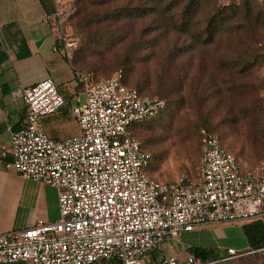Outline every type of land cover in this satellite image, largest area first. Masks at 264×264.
Listing matches in <instances>:
<instances>
[{
  "label": "built area",
  "instance_id": "obj_1",
  "mask_svg": "<svg viewBox=\"0 0 264 264\" xmlns=\"http://www.w3.org/2000/svg\"><path fill=\"white\" fill-rule=\"evenodd\" d=\"M53 3L46 22L56 36L54 50L73 62L81 44L66 31L73 0ZM76 79L86 100L76 97L72 109L80 134L55 139L46 131L43 121L67 106L49 79L22 90L25 125L0 138V168L56 188L60 205L56 222L1 234L0 264H146L149 254L199 227L264 220V168L245 170L216 134L202 130L198 179L158 181L134 127L157 118L166 101L126 86L122 70L102 80L76 70ZM228 252L232 259L246 255ZM220 262L191 253L186 263L164 258V264Z\"/></svg>",
  "mask_w": 264,
  "mask_h": 264
},
{
  "label": "rangeland",
  "instance_id": "obj_2",
  "mask_svg": "<svg viewBox=\"0 0 264 264\" xmlns=\"http://www.w3.org/2000/svg\"><path fill=\"white\" fill-rule=\"evenodd\" d=\"M147 1L145 7L150 6ZM189 1L166 0V4L173 3L176 7L163 24L158 15H139L140 0H116L117 8L132 4V9L125 11L133 13L120 21H104L92 28L100 31L96 35L98 44L94 45L98 52L93 56L82 52L89 40L77 27L79 19L74 18L66 27L69 35L81 39L73 61L78 70L102 80L122 69L126 86L166 101L165 110L157 118L134 127L137 139L152 155L150 175L161 182H174L185 175L193 181L198 179L203 155L202 130L216 134L245 170L264 168V147L260 149L252 144L254 140L262 143L260 132L264 126V56L260 47L264 44V7L259 0L231 4L225 11L237 17L248 12L246 7L250 8V25L233 20L221 29L213 43L201 45L195 36L205 35L203 39H207L208 32H203L207 21L225 5L212 0V5L204 4L203 11L194 8L186 12ZM73 2L76 4L77 0ZM111 5L112 1L106 2L96 11L105 16ZM91 10L95 12L93 5ZM182 18L184 22L193 18L197 25L188 32L178 31L175 25H180ZM134 47L139 49L133 51ZM245 57L252 66L240 76L237 71L243 69L241 60ZM178 89L180 94L176 93ZM85 101L82 95L81 103ZM76 105L74 101L73 106ZM70 125L69 136L80 134L73 117ZM223 226L226 228L222 239L214 234L208 236V241H205L207 235L198 241V229L177 238L181 246L174 253L164 250L149 254L147 264H164L165 255L170 254L186 263L191 248L214 242L226 248L245 244L246 236L240 225ZM185 245L189 247H182ZM253 257L254 260L242 258L237 264H262L264 250Z\"/></svg>",
  "mask_w": 264,
  "mask_h": 264
},
{
  "label": "crops",
  "instance_id": "obj_3",
  "mask_svg": "<svg viewBox=\"0 0 264 264\" xmlns=\"http://www.w3.org/2000/svg\"><path fill=\"white\" fill-rule=\"evenodd\" d=\"M51 1L44 4L42 0H0V59L6 57L0 64V138L3 140L9 139L10 130L18 131L25 125L26 107L22 90L49 79L65 97L67 106L58 114L46 118L43 125L55 139L72 137L68 133L71 130L72 109L75 107L73 102L76 97L84 96V89L76 79L78 69L74 62L54 50L56 36L46 22V16L51 14L53 8ZM22 47L25 49L23 53L30 54L20 59L17 55ZM59 219L60 205L56 188L25 179L16 171L0 168V235L27 229L38 221L56 222ZM252 222L255 221L232 225H240L243 229L244 225ZM223 225L228 224L199 227V230H195H198L196 239L200 241L207 235L205 241H208V236L214 234L220 235L218 238L222 239L221 234L226 228ZM214 243L202 248L232 249L245 253L243 258L247 257L248 260L264 250H252L248 240L239 247L228 248L224 244ZM178 246H181L180 240H173L165 245L164 250L174 253ZM240 260L242 258L227 257L219 264H237Z\"/></svg>",
  "mask_w": 264,
  "mask_h": 264
},
{
  "label": "trees",
  "instance_id": "obj_4",
  "mask_svg": "<svg viewBox=\"0 0 264 264\" xmlns=\"http://www.w3.org/2000/svg\"><path fill=\"white\" fill-rule=\"evenodd\" d=\"M50 1L51 0H42V2L44 4H47ZM111 1H112V5H111L112 9L105 16L101 15L100 12L96 11L97 10L96 8L99 9L106 2L109 3ZM51 2H53V0ZM143 2H144V4H143ZM114 3H116V0H95V1L77 0L76 4L73 2L74 14L71 18L70 23L73 21L74 18H78L79 20L77 23V27L87 35L88 40H89L88 45L86 47H84V49L82 50V52H84V54L90 53L91 56H93L98 52L97 48H95L94 45L96 43L98 44V41H97L98 37L96 35H99L100 31H92L93 27L101 26L104 21H113V22L120 21L124 17L129 16L133 13V12L126 13L127 11H125L126 8L132 9V7H131L132 4H129L126 8L125 7H118L117 8V6L114 5ZM147 3L150 4L149 7H145L146 6V0H140V4H141L140 6H142V7L140 8V6H139V8H140V10L142 9V11L140 12L139 15L140 16H149L150 14L158 15L161 19H163L161 21L163 24H165L164 20L168 17L169 14H172L173 10L176 7L175 5H173V3L166 4V0H148ZM207 3L212 5L214 2H212V0H190L188 7L186 9V12H191V10H193L194 8H198V11L199 10L203 11V10H205L204 4H207ZM231 4H236V3H231ZM76 5H78V9L76 8ZM92 5L95 7L96 13L91 10ZM230 5H225L219 11L217 10V14H215L212 18H210L207 21V25L205 28L206 30H203V32H206V34L208 32V35H206L207 39H203L205 37V35L204 36H202V35L195 36V39L199 44L208 45L211 41L213 43L216 36H218V34L220 33L221 29H223L225 26L228 25L229 22H231L233 20L237 21V22L243 21L244 24L250 25V23H249L250 18L252 17V13L250 11V8L246 7L247 8L246 11H248V12H246L245 15H243L242 17H237L236 15H228V13L225 11V10H227V8ZM215 8H216V5H215ZM54 9H55V7H54V3H53V8H52L50 13H53ZM124 14H126V15H124ZM176 22H179V21H176ZM196 25L197 24L194 23L193 18H188V21H186V22H184V18H182V23H180V25L176 24L175 28L181 32H188L191 29H193L194 26H196ZM162 26L166 29L169 28L168 26H166V27L164 25H162ZM138 49H136V47H134L133 51L138 50ZM23 51H25V49H23V47L20 48L19 53L17 55L18 58L21 59V58L29 56V54H30L29 52L23 53ZM5 60H6V57H2L0 59V64H2ZM241 62L244 65L243 69H239L237 71V74L240 76L243 75L245 73V71L252 66V63L248 57L243 58V60H241ZM123 65H125V64H123ZM120 70H122V69H120ZM123 74H124V81H125L124 71H123ZM124 84H125V82H124ZM176 91H177L176 93L180 94V89H178ZM177 102L179 103V101H177ZM260 134H261L262 143L258 144L254 140V141H252V144H253V146H255V147L257 146L261 149L264 147V126H263V130L260 132ZM244 145L246 146V143H244ZM243 231L245 233V236H246L248 243L250 245V248L252 250L259 251V250L264 249V222L263 221L259 220V221H255V222L246 224L243 226ZM190 253L195 255L198 258H201L205 263L221 261L222 259H225L227 257H231L228 251H221V250L212 249V248L206 249V248H202V247L191 248ZM241 258H243V257H241ZM100 264H121V262H119V261H103ZM263 264H264V261H263Z\"/></svg>",
  "mask_w": 264,
  "mask_h": 264
}]
</instances>
